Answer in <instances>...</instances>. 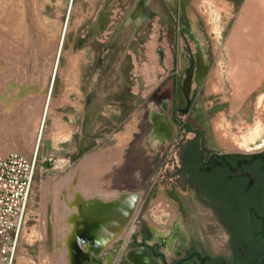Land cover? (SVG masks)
I'll use <instances>...</instances> for the list:
<instances>
[{"label": "rangeland", "instance_id": "rangeland-1", "mask_svg": "<svg viewBox=\"0 0 264 264\" xmlns=\"http://www.w3.org/2000/svg\"><path fill=\"white\" fill-rule=\"evenodd\" d=\"M243 3L0 0V155L37 153L12 264H143L142 227L174 252L189 236L220 247L226 232L187 187L182 157L196 144L205 159L264 149L230 148L216 128L222 114L234 135L259 126L251 148L264 139V66L249 84L227 54ZM126 192L140 195L133 214L116 197Z\"/></svg>", "mask_w": 264, "mask_h": 264}, {"label": "flooded vegetation", "instance_id": "flooded-vegetation-1", "mask_svg": "<svg viewBox=\"0 0 264 264\" xmlns=\"http://www.w3.org/2000/svg\"><path fill=\"white\" fill-rule=\"evenodd\" d=\"M194 133L196 136L200 134L199 131ZM260 156L262 158L257 162H246L240 167L236 162L221 161L222 156L218 152H212L207 159L203 158L197 144L186 147L181 168L186 185L193 188L209 207L216 219L215 230L224 229L226 238L223 243L218 242L220 247L215 249L207 245L204 239L189 236L183 247L174 252L175 243L165 246V238L151 242L154 232L142 227L141 236H133L134 245L144 251L146 263H142L257 264L264 256V240L261 236L264 220V154ZM239 188L249 200L245 208H240L235 198L234 192ZM243 216L252 219L249 222ZM258 229L259 236L256 234ZM118 264L140 263H133L125 257Z\"/></svg>", "mask_w": 264, "mask_h": 264}, {"label": "built area", "instance_id": "built-area-1", "mask_svg": "<svg viewBox=\"0 0 264 264\" xmlns=\"http://www.w3.org/2000/svg\"><path fill=\"white\" fill-rule=\"evenodd\" d=\"M37 174V153L0 155V255L5 264L16 256L20 233L27 220Z\"/></svg>", "mask_w": 264, "mask_h": 264}, {"label": "crops", "instance_id": "crops-1", "mask_svg": "<svg viewBox=\"0 0 264 264\" xmlns=\"http://www.w3.org/2000/svg\"><path fill=\"white\" fill-rule=\"evenodd\" d=\"M227 54L233 72L239 71L243 65L248 68L247 73L253 75L249 79L237 78L236 81L248 79L249 84L256 85L264 66V0H244L228 43ZM237 58L238 62L235 61Z\"/></svg>", "mask_w": 264, "mask_h": 264}, {"label": "bare ground", "instance_id": "bare-ground-1", "mask_svg": "<svg viewBox=\"0 0 264 264\" xmlns=\"http://www.w3.org/2000/svg\"><path fill=\"white\" fill-rule=\"evenodd\" d=\"M243 47V46H242ZM202 74V73H201ZM222 77V76H221ZM223 79V78H222ZM199 81V80H198ZM216 81V80H215ZM218 81H220L219 79H218ZM219 86V85H218ZM224 86H225V84H224ZM224 86H222L221 87V89H223V92H224ZM261 101H263V99L261 100ZM260 102V101H259ZM261 107H264V106H261ZM260 107V108H261ZM262 110V109H261ZM263 111V110H262ZM160 120V119H159ZM157 120L156 121V126H157V128L159 129L160 128V126H161V124H162V121L160 120ZM262 120V119H261ZM264 120V119H263ZM262 120V121H263ZM163 121H165V120H163ZM226 120H225V118H224V116L222 115V114H220V115H218L217 116V119H216V128H217V131H218V133L220 134V138H221V140L226 144V145H228L230 148H234V149H236V150H249V151H251V150H258V149H261V148H264V139H262V143L260 144V146H257L255 149H253V148H251L250 146H249V144H248V140H250L251 142H255V140H256V138L259 136V126H256L255 127V131H254V133H251L250 134V137L247 139V137H246V135L244 134V133H242L241 131H239V132H241V133H237V134H233L232 133V130H231V128L229 127V124L227 123V121L225 122ZM258 123V122H257ZM262 124H264L263 122H262ZM166 125V124H165ZM244 126V125H243ZM248 126V125H247ZM253 132V131H252ZM121 137V136H120ZM122 137H123V135H122ZM123 138H125V137H123ZM256 146V145H255ZM264 150V149H263ZM262 151V150H261ZM36 152V151H35ZM256 152H258V151H256ZM241 153H245V152H241ZM251 153H253V152H251ZM72 180H73V178H72ZM72 182V181H71ZM74 183V182H73ZM84 183V182H83ZM72 184V183H71ZM81 184V183H80ZM82 185V184H81ZM69 186V185H68ZM67 186V187H68ZM78 186H80V185H78ZM83 186V185H82ZM82 186H80V187H82ZM67 190H68V188H67ZM81 191V190H80ZM117 193H118V191H117ZM104 196V195H103ZM107 196H109V195H107ZM113 196V195H112ZM105 197V199H103L104 201H106V198H109V197H106V196H104ZM116 197H118V198H120L121 200H122V205L124 206V210H128V213L129 214H133V212L135 211V209L137 208L136 206H137V201H138V199L140 198V195L138 194V193H130V192H126V193H122L121 195H118V196H116ZM92 198V197H91ZM103 198V197H102ZM108 201V200H107ZM62 204V203H61ZM139 204V203H138ZM69 205V204H68ZM66 206V205H65ZM109 206H111V205H109ZM115 206V205H114ZM120 206V205H119ZM164 204H162V205H159V207H158V211H161V209L164 211V210H166V208H164ZM71 208V207H70ZM84 208V207H83ZM64 209V208H63ZM75 209V208H74ZM69 210V209H68ZM72 211V210H71ZM119 211V210H118ZM100 212H102V211H100ZM117 212V211H116ZM115 212V213H116ZM66 213V212H65ZM68 213V212H67ZM66 213V214H67ZM97 213V212H96ZM99 213V212H98ZM126 213V212H125ZM128 213L125 215V214H123V215H125V217L126 218H130V216L128 215ZM65 214V215H66ZM71 214V213H70ZM69 214V215H70ZM104 214V213H103ZM120 214V213H119ZM107 215H109V214H107ZM122 215V214H121ZM106 216V215H105ZM132 216V215H131ZM107 217V216H106ZM123 217V216H122ZM63 217H61V219H62ZM103 218V217H102ZM105 218V217H104ZM125 218V219H126ZM113 219H115V218H113ZM62 220H64V219H62ZM110 221H112V220H110ZM109 221V222H110ZM120 221V220H119ZM118 221V222H119ZM61 222H63V221H61ZM108 222V223H109ZM112 223V222H111ZM114 224V223H113ZM62 225V224H61ZM60 225V226H61ZM67 225H69V224H67ZM106 225V224H105ZM112 226V225H111ZM62 227V226H61ZM72 227V226H71ZM114 227V226H113ZM125 227V226H124ZM65 228H67V226H65ZM64 228V229H65ZM112 228V227H111ZM116 228V227H115ZM61 229V228H60ZM62 229H63V227H62ZM109 229H110V224H109ZM111 230H113V228L111 229ZM110 231V230H109ZM119 231H120V229H119ZM65 233V232H64ZM110 234V233H109ZM116 235H117V233H116ZM65 236V235H64ZM66 237V236H65ZM67 238V237H66ZM63 240V239H62ZM61 256H62V254H61ZM65 256L66 255H64V253H63V256L61 257L62 258V260L63 261H65ZM65 258V259H64ZM64 263V262H63Z\"/></svg>", "mask_w": 264, "mask_h": 264}, {"label": "trees", "instance_id": "trees-1", "mask_svg": "<svg viewBox=\"0 0 264 264\" xmlns=\"http://www.w3.org/2000/svg\"><path fill=\"white\" fill-rule=\"evenodd\" d=\"M262 157L259 155V156H248V157H245V156H239V155H226V156H222L220 158L221 161H224V162H236L240 165L241 167V164L243 163H246V162H257L259 159H261ZM202 160V156H200L199 158V161ZM241 207H244L245 206L241 205ZM243 219L246 220V221H249L252 219L250 218V216H243ZM256 234L259 236L260 235V230L258 229L256 231Z\"/></svg>", "mask_w": 264, "mask_h": 264}, {"label": "water", "instance_id": "water-1", "mask_svg": "<svg viewBox=\"0 0 264 264\" xmlns=\"http://www.w3.org/2000/svg\"><path fill=\"white\" fill-rule=\"evenodd\" d=\"M264 154V150L258 151V152H253V153H241V152H225V153H219L221 156H226V155H239V156H259ZM261 236L262 239L264 240V220L261 225ZM257 264H264V257L257 263Z\"/></svg>", "mask_w": 264, "mask_h": 264}]
</instances>
